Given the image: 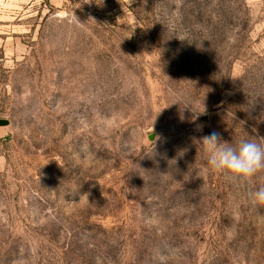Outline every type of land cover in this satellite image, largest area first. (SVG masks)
<instances>
[{"label": "rangeland", "instance_id": "rangeland-1", "mask_svg": "<svg viewBox=\"0 0 264 264\" xmlns=\"http://www.w3.org/2000/svg\"><path fill=\"white\" fill-rule=\"evenodd\" d=\"M213 131L264 144V0H0V264H264Z\"/></svg>", "mask_w": 264, "mask_h": 264}, {"label": "clouds", "instance_id": "clouds-1", "mask_svg": "<svg viewBox=\"0 0 264 264\" xmlns=\"http://www.w3.org/2000/svg\"><path fill=\"white\" fill-rule=\"evenodd\" d=\"M202 145L208 156V166L215 172L248 181L264 171V144L241 140L232 146L213 131L202 138ZM248 198L258 218L264 220V187L250 191Z\"/></svg>", "mask_w": 264, "mask_h": 264}]
</instances>
